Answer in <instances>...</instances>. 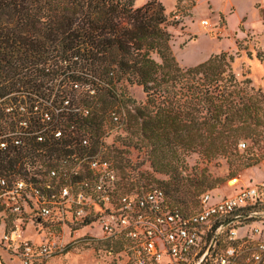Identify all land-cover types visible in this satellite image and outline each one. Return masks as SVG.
Here are the masks:
<instances>
[{"label": "trees", "instance_id": "obj_1", "mask_svg": "<svg viewBox=\"0 0 264 264\" xmlns=\"http://www.w3.org/2000/svg\"><path fill=\"white\" fill-rule=\"evenodd\" d=\"M135 1L0 0V118L7 108L22 111L27 99L39 101L51 87L58 106L23 108L32 113V127H44L35 117L51 113L59 117L55 129L92 133L98 144L106 118L124 107L131 145L146 150L156 172L173 178L168 189L161 187L169 204L198 210L209 182L182 176L180 167L188 165L184 151L212 161L241 156L243 136L262 141L264 90L248 76L239 78L227 52L180 65L171 44L173 14L158 0L141 6ZM135 84L146 94L142 103L123 89ZM29 144L30 150L41 148L34 138ZM50 144L49 153L58 151ZM252 153L239 159L236 170L257 162L258 152ZM193 197L191 207L178 204Z\"/></svg>", "mask_w": 264, "mask_h": 264}, {"label": "built area", "instance_id": "obj_2", "mask_svg": "<svg viewBox=\"0 0 264 264\" xmlns=\"http://www.w3.org/2000/svg\"><path fill=\"white\" fill-rule=\"evenodd\" d=\"M35 119L44 127L33 128L30 116L11 120L21 128L0 130V220L6 223L0 250L22 264L46 263L67 247L65 232L96 222L104 237L126 246L134 264H264V179L214 200L206 191L198 210L185 211L171 206L161 187L124 190L114 164L94 152L87 136H66L48 126L50 116ZM47 130L53 135L45 136ZM33 138L37 151L30 150ZM52 142L59 149L49 153ZM29 225L42 239L23 237Z\"/></svg>", "mask_w": 264, "mask_h": 264}, {"label": "rangeland", "instance_id": "obj_3", "mask_svg": "<svg viewBox=\"0 0 264 264\" xmlns=\"http://www.w3.org/2000/svg\"><path fill=\"white\" fill-rule=\"evenodd\" d=\"M148 0H136L135 6H141ZM165 5L166 11L173 14L171 20L175 24L169 26L173 34L172 49L183 67L197 65L212 55L227 52L234 56L233 69L239 78L248 76L255 88L264 90V0H158ZM204 20H208L206 25ZM128 98L136 103L146 100V94L139 85H127L123 88ZM49 93H42V98L27 99L20 102L22 115H15L6 109L0 118V130L21 128L19 123L11 122L13 118H28L32 113H24L23 108L33 104L38 108L45 104L59 105L55 95L56 90L48 89ZM43 104V105H42ZM130 107L132 103H129ZM117 119L107 117L103 131L97 134L100 142H93L89 132H73L72 137L87 136L94 144V152L111 161L122 178V188L126 191H144L151 187L160 186L168 189L167 182H174L171 174L156 172L151 165L145 149L135 148L129 140V133L125 127L126 108L115 107ZM27 114V115H26ZM35 114V113H33ZM38 114V113H37ZM40 118L51 117L50 127L58 124L59 117L51 113L37 115ZM121 120V122H120ZM123 122V123H122ZM47 129V128H46ZM45 129V130H46ZM34 133V132H33ZM29 136L32 137L34 134ZM54 131H45V136L53 135ZM68 136L69 134H65ZM246 142V147L240 149L241 156H220L208 161L196 152L184 151L188 165L180 167L182 176L191 179L207 178L206 190H212L213 200L221 195H231L240 185H251L264 179V139L259 143L253 137L243 136L240 140ZM239 142V143H240ZM258 152V160L251 166L240 167L236 170L239 159L246 160L252 152ZM238 178L236 184L232 179ZM195 179V180H196ZM216 179L215 182L212 180ZM193 183V189L197 186ZM172 199V198H171ZM196 197L185 203H178L184 207H191ZM260 224L264 225L263 222ZM6 230V223L0 220V239ZM42 233V232H41ZM65 232L68 243L65 250L48 260L44 264H133L129 252L122 243L104 237L102 224L94 223L75 232ZM24 238L38 241L42 235L33 225H29L23 234ZM0 264H22L17 256H11L0 250Z\"/></svg>", "mask_w": 264, "mask_h": 264}, {"label": "bare ground", "instance_id": "obj_4", "mask_svg": "<svg viewBox=\"0 0 264 264\" xmlns=\"http://www.w3.org/2000/svg\"><path fill=\"white\" fill-rule=\"evenodd\" d=\"M204 23H205V21H204Z\"/></svg>", "mask_w": 264, "mask_h": 264}]
</instances>
